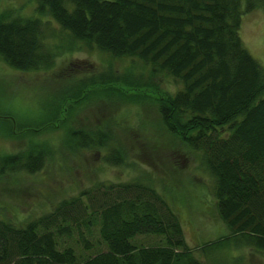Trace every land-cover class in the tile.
Instances as JSON below:
<instances>
[{
    "label": "trees",
    "instance_id": "1",
    "mask_svg": "<svg viewBox=\"0 0 264 264\" xmlns=\"http://www.w3.org/2000/svg\"><path fill=\"white\" fill-rule=\"evenodd\" d=\"M256 1L245 0L244 9ZM240 2L36 0V16L0 12V59L20 70L51 66L55 53L43 41L49 27L42 18L48 17L70 43L90 44L111 57L137 58L150 74L178 81L176 91L156 96L158 114L186 146L200 152L225 237L264 255V68L238 36ZM123 79L101 72L77 88L104 87L113 98L122 93L121 82L129 89L143 82ZM111 153L107 162L119 163L118 153ZM20 156L3 160L16 162ZM41 159L28 151L18 166L33 172ZM93 231L98 235L93 253L76 252L68 243L77 236L88 250L93 245L83 235ZM137 235L156 238L143 243ZM0 264L204 263L187 246L179 219L162 195L132 181L103 185L101 193L82 191L23 223L0 219Z\"/></svg>",
    "mask_w": 264,
    "mask_h": 264
},
{
    "label": "rangeland",
    "instance_id": "2",
    "mask_svg": "<svg viewBox=\"0 0 264 264\" xmlns=\"http://www.w3.org/2000/svg\"><path fill=\"white\" fill-rule=\"evenodd\" d=\"M35 2L0 0V12L33 17ZM244 5L241 0L238 36L264 68V1L248 10ZM46 19L43 41L55 53L51 66L20 70L0 59V219L23 223L82 191L101 193L103 185L139 181L162 195L179 219L187 246L204 264H264L263 254L225 237L200 152L186 146L158 114L156 96L173 93L180 83L150 74L137 58L111 57L90 44L70 43L67 33ZM101 72L143 82L137 89L121 82L123 91L113 98L104 87L78 90L87 76ZM112 150L120 157L117 164L106 160ZM28 151L42 157L33 172L18 166ZM16 154L21 155L16 162L3 160ZM81 199L87 203V197ZM83 236L92 248L84 250L77 236L68 243L76 252L93 253L96 231ZM155 238L136 236L143 243ZM203 245H208L203 252L197 250Z\"/></svg>",
    "mask_w": 264,
    "mask_h": 264
}]
</instances>
